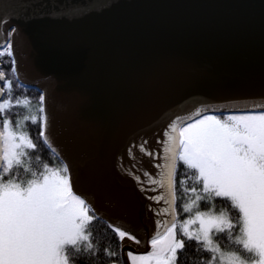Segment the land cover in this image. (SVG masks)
Returning <instances> with one entry per match:
<instances>
[{
  "label": "water",
  "instance_id": "obj_1",
  "mask_svg": "<svg viewBox=\"0 0 264 264\" xmlns=\"http://www.w3.org/2000/svg\"><path fill=\"white\" fill-rule=\"evenodd\" d=\"M0 9L18 14L14 76L46 93L53 155L79 193L141 241L154 217L128 172L154 168L129 146L156 148L170 119L199 101L242 108L264 97V0H0ZM129 242L125 260L145 250Z\"/></svg>",
  "mask_w": 264,
  "mask_h": 264
},
{
  "label": "snow or ice",
  "instance_id": "obj_2",
  "mask_svg": "<svg viewBox=\"0 0 264 264\" xmlns=\"http://www.w3.org/2000/svg\"><path fill=\"white\" fill-rule=\"evenodd\" d=\"M17 15L0 9V35L9 25L0 56L12 58L19 79L10 39L19 31L11 23ZM261 39L264 46V18ZM4 77L0 71V264H98L102 253L107 264H180L190 248L193 264H264V97L242 108L199 101L170 119L156 148L147 139L129 146L130 157L138 149L154 168L128 172L154 217V230L141 241L76 190L62 156L57 163L42 155V146L58 153L48 135L46 93L35 114L13 119L12 110L30 107L29 98L13 100V82ZM30 125H38L36 138ZM96 222L106 224L119 251L97 239ZM126 241L145 250H128L125 260Z\"/></svg>",
  "mask_w": 264,
  "mask_h": 264
},
{
  "label": "trees",
  "instance_id": "obj_3",
  "mask_svg": "<svg viewBox=\"0 0 264 264\" xmlns=\"http://www.w3.org/2000/svg\"><path fill=\"white\" fill-rule=\"evenodd\" d=\"M11 57H8L5 53L3 56H0V71L5 73V79H9L13 82L12 89V99H23L24 96L29 98L30 107L20 106L19 108H14L12 110L13 119L16 118V115L23 116L27 115L30 112L35 114L39 108V92L33 89L24 88L21 86L15 79L14 73L11 72ZM3 85H1L2 87ZM5 99L9 98L8 90L5 89V93L3 94ZM33 137L36 138L38 135V125L31 126ZM42 155L47 160L48 157H51L53 162H59L57 158L50 152L44 149L42 146ZM219 208V205L217 206ZM94 232L98 240H100L104 245L111 246L116 248L119 251L118 243L110 240V232L107 230L106 224L103 222H96L94 224ZM194 256L193 249H189L187 254H182L180 257V264H193ZM80 264H84V261H81ZM98 264H107L106 259L103 258V253L101 254V259L98 261Z\"/></svg>",
  "mask_w": 264,
  "mask_h": 264
},
{
  "label": "bare ground",
  "instance_id": "obj_4",
  "mask_svg": "<svg viewBox=\"0 0 264 264\" xmlns=\"http://www.w3.org/2000/svg\"><path fill=\"white\" fill-rule=\"evenodd\" d=\"M120 223L126 225L128 229H135L134 225L132 223H127V222H124V221H121V220H120ZM129 243H131V242H129ZM131 244H135V243H131ZM138 247L141 249V248H144L145 246H144V244H140Z\"/></svg>",
  "mask_w": 264,
  "mask_h": 264
},
{
  "label": "rangeland",
  "instance_id": "obj_5",
  "mask_svg": "<svg viewBox=\"0 0 264 264\" xmlns=\"http://www.w3.org/2000/svg\"><path fill=\"white\" fill-rule=\"evenodd\" d=\"M6 46V45H5Z\"/></svg>",
  "mask_w": 264,
  "mask_h": 264
}]
</instances>
